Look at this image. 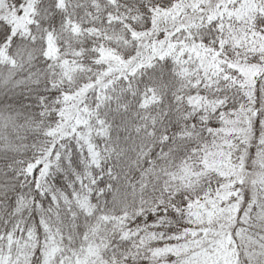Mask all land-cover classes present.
<instances>
[{
	"label": "snow or ice",
	"instance_id": "1",
	"mask_svg": "<svg viewBox=\"0 0 264 264\" xmlns=\"http://www.w3.org/2000/svg\"><path fill=\"white\" fill-rule=\"evenodd\" d=\"M0 264H264V0H0Z\"/></svg>",
	"mask_w": 264,
	"mask_h": 264
}]
</instances>
